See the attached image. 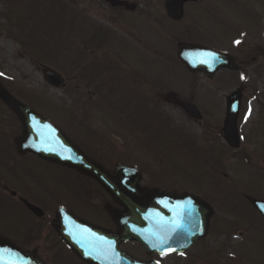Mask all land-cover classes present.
<instances>
[{
	"label": "rangeland",
	"instance_id": "rangeland-1",
	"mask_svg": "<svg viewBox=\"0 0 264 264\" xmlns=\"http://www.w3.org/2000/svg\"><path fill=\"white\" fill-rule=\"evenodd\" d=\"M140 2L137 10L127 13L104 0L15 4L0 0L1 83L55 125L70 124L64 128L76 144L80 145L81 137L92 144L84 149L88 156L112 158V165L127 161L139 166L140 157L152 159L150 151L159 149L166 157L154 164L160 172L147 168L142 182L163 178L166 190L192 192L214 209L210 234L190 251L149 256L140 244L129 242L123 248L133 257H154L161 264H264V224L244 200L245 195L264 198V0L188 3L180 22L168 17L167 0ZM100 26L109 30L106 40L94 39L93 31ZM179 42H197L229 53L238 71L220 69L211 78L201 72L190 74L176 54ZM47 69L59 74L60 86L47 81ZM135 86L145 93L155 91L160 105H151L148 98L136 99ZM241 86L244 97L237 125L241 142L234 149L222 127L226 100ZM168 91L191 98L201 118L192 119L158 98ZM155 108L163 115L151 121ZM134 112L139 124L130 122ZM12 115L0 102L1 144L4 139L0 154L5 146L15 159L14 135L21 129L9 123L14 121ZM98 126L113 136L112 140L104 137L109 146L102 148L109 151L98 147L100 135L94 129ZM213 150L218 157L210 155ZM3 166L0 160L6 180L34 183L39 196H47L45 189L65 196L66 169L29 154L17 168ZM57 264L82 263L64 257Z\"/></svg>",
	"mask_w": 264,
	"mask_h": 264
},
{
	"label": "water",
	"instance_id": "water-1",
	"mask_svg": "<svg viewBox=\"0 0 264 264\" xmlns=\"http://www.w3.org/2000/svg\"><path fill=\"white\" fill-rule=\"evenodd\" d=\"M105 1L111 3L112 6H126L127 10H134L136 8V5L122 0ZM190 1L200 0H170L166 4V9L172 18L181 19L184 15V5ZM211 53H215L217 56V60L214 63L209 58V54ZM177 54L182 63L192 73L200 71L212 77L220 68L237 69V66L233 63V59L226 53L216 52L198 44L180 43ZM202 60H207L208 63H201ZM47 78L55 86L60 85V82H62L57 74L49 70H47ZM242 92L243 88L241 87V89L232 92L227 100L228 110L224 123L225 137L228 143L234 147H238L240 144L237 121L242 108ZM164 98L168 102L179 104L194 118L199 119L201 117L199 110L192 103L182 101L177 97V94L170 92ZM0 99L18 116L23 126L22 136L16 138L19 154L25 155L32 153L48 162L72 167L80 173L95 178L125 208L124 213L110 209L113 219L119 225V233L116 236H112L110 232L90 224V228L93 231L110 237L64 241L73 253L77 254L85 263L159 264L153 259L149 261L138 260L126 251H121L119 245L124 241L133 240L138 243L140 242L148 254L155 252L160 255L172 254V252L182 254L192 247L196 241L202 240L208 235L210 231V220L213 217L214 209L200 197L189 193L178 195L175 192H166L159 188L145 190L139 185L142 179L140 171L137 168L127 165L119 164L115 174L111 175L104 166H101L91 159L82 149L75 145L59 127L54 125L49 119L44 118L28 104H24L17 97L13 96L1 82ZM234 108L235 110H233ZM33 123H36L44 131L45 137H48L47 143L44 142V137H37V133L32 127ZM249 200L264 217V212L260 210V205L264 204V201L251 197ZM189 201L192 202L193 211L191 214H185L183 206ZM178 205L180 207H177ZM154 216L167 223L168 228H173L176 223H182L183 228L178 232L149 233L147 231L150 230V225L148 226L147 222L149 223ZM132 224L141 226L143 229L141 234H135V231L131 229ZM165 239H167V243L163 247L167 251L162 254L160 250L161 241ZM89 240L98 249L92 255L86 254L89 251L87 244ZM107 242H111L110 250L108 249ZM9 244L10 241L0 236V245ZM0 249L11 250L10 255L5 254L4 256V259L10 261L11 264H47L40 259L35 251H25L19 246L0 247ZM104 250H107V255L103 254Z\"/></svg>",
	"mask_w": 264,
	"mask_h": 264
},
{
	"label": "flooded vegetation",
	"instance_id": "flooded-vegetation-1",
	"mask_svg": "<svg viewBox=\"0 0 264 264\" xmlns=\"http://www.w3.org/2000/svg\"><path fill=\"white\" fill-rule=\"evenodd\" d=\"M134 2L137 7L141 4L140 0ZM117 8L125 10L121 6ZM153 106H158V104L153 102ZM153 115L154 118L151 120L159 118L160 115L157 109ZM87 122L88 119L85 118L84 123L87 124ZM130 122L139 124L136 118L131 119ZM99 128L100 126L94 128L100 138L103 137L102 139L99 138V144L109 142L104 137L112 140V135ZM78 139L82 147L92 146L89 140L82 137ZM85 152L87 153V151ZM150 152L153 153L149 154L153 155L152 159L140 157L137 164L143 172L149 173L147 168H154L155 171L160 172V166L157 167L154 164L157 165L159 161H165L166 157L159 149ZM94 159L108 168L111 174H114L117 163L112 165V159H105L104 155ZM17 166H19V162L12 165L11 168H17ZM67 175L68 177L62 181L65 187L62 192L65 196L61 194L60 197L55 194V191L46 190L42 181L38 183L41 184V188L45 189L44 192L47 193V196H39L40 192L32 186L34 183L18 181L15 183L11 179L6 180L4 176L0 175V235L11 241L8 246L0 245L1 247L21 246L25 250H35L47 264H57L69 255L65 245L59 242L96 239L89 236L87 232L82 231L86 229L87 223L94 226L98 225L105 230H110L113 234H117L118 225L112 218L108 207L124 213L125 208L122 204L117 199L112 198L94 179L73 172ZM162 180L163 178L160 181L142 183V186L147 189L164 188L165 185L162 184ZM62 209L63 214L59 217ZM160 232H165V230H157L154 233ZM63 248L65 249L64 254H62Z\"/></svg>",
	"mask_w": 264,
	"mask_h": 264
},
{
	"label": "snow or ice",
	"instance_id": "snow-or-ice-1",
	"mask_svg": "<svg viewBox=\"0 0 264 264\" xmlns=\"http://www.w3.org/2000/svg\"><path fill=\"white\" fill-rule=\"evenodd\" d=\"M235 43H236V44H239L240 41L237 40V41H235ZM209 58L212 60L213 63L217 60V56H216L215 53H211V54H209ZM201 63H208V61H207V60H202ZM2 75H3V73H0V76H2ZM244 78H245V77H244L243 75H241V79H244ZM233 110H235V108H234ZM251 112H252V109H251V107H249L248 115H251ZM246 118H247V117H246ZM32 119L35 120L34 117H32ZM32 127H33V129L36 131V133H37V137H44V142L47 143V142H48V137H45V133H44V131L41 130V129L38 127V125H37L36 123H33ZM242 138H243V137H242ZM45 150H51V149H45ZM69 158H70V157H69ZM177 207H180V206L178 205ZM183 207H184L185 214H191V212L193 211V205H192V202H191V201H189V202H188L186 205H184ZM260 210H261L262 212H264V204H261V205H260ZM182 228H183V224H182V223H176V224L173 226V231H174V232H178V231H180ZM82 231H83V232H88L89 230L84 229V230H82ZM96 239H100V238L97 237ZM107 243H108V249L110 250V249H111V242H107ZM165 243H167V239L161 241V249H160V250H161L162 254L165 253V252L167 251V249H165V248L163 247V245H164ZM87 244H88V246H89V251L86 252L87 255H92L94 252H97V251H98L96 245L93 244L90 240L87 241ZM185 246H186V245H185ZM5 254L10 255V254H11V250H10V249H0V264H11L10 261H6V260L4 259ZM103 254H104V255H107V250H104ZM17 259H18V257H17Z\"/></svg>",
	"mask_w": 264,
	"mask_h": 264
},
{
	"label": "trees",
	"instance_id": "trees-1",
	"mask_svg": "<svg viewBox=\"0 0 264 264\" xmlns=\"http://www.w3.org/2000/svg\"><path fill=\"white\" fill-rule=\"evenodd\" d=\"M12 1V3H15V1L16 0H11ZM60 5H62L61 3H60ZM63 6V5H62ZM107 35H108V31H106L104 28H102V27H97V28H95L94 29V31H93V36H95L96 38H98V37H100V38H102L103 40L104 39H106L107 38ZM94 73V72H93ZM92 73V74H93ZM241 81H243V79H241ZM13 122H15V121H13Z\"/></svg>",
	"mask_w": 264,
	"mask_h": 264
}]
</instances>
